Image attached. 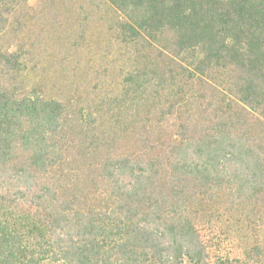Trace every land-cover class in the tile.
I'll return each mask as SVG.
<instances>
[{"label":"trees","instance_id":"1","mask_svg":"<svg viewBox=\"0 0 264 264\" xmlns=\"http://www.w3.org/2000/svg\"><path fill=\"white\" fill-rule=\"evenodd\" d=\"M105 1L129 61L99 208L67 196L65 106L0 54V264H264V241L217 254L224 221L264 231V0Z\"/></svg>","mask_w":264,"mask_h":264},{"label":"rangeland","instance_id":"2","mask_svg":"<svg viewBox=\"0 0 264 264\" xmlns=\"http://www.w3.org/2000/svg\"><path fill=\"white\" fill-rule=\"evenodd\" d=\"M119 19L105 0H0V54L19 53L24 62L17 92L38 91L66 108L65 133L75 158L65 186L67 196L86 212L104 204L95 167L119 133L112 101L120 93L129 61L128 51L114 38ZM224 222L219 225L223 250L218 256L239 255L250 242L263 243L264 231L243 243L233 236L237 227L226 237L224 231L237 224ZM215 261L213 254L211 264Z\"/></svg>","mask_w":264,"mask_h":264}]
</instances>
